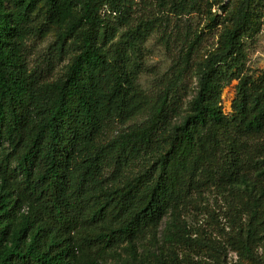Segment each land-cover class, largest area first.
Here are the masks:
<instances>
[{"label": "trees", "instance_id": "1", "mask_svg": "<svg viewBox=\"0 0 264 264\" xmlns=\"http://www.w3.org/2000/svg\"><path fill=\"white\" fill-rule=\"evenodd\" d=\"M223 1L0 0V264H192L184 249L206 238H191L182 211L202 191L236 190L248 220L235 251L253 257L264 156L241 172L233 133L264 139V73L246 68L264 0ZM202 2L199 32L181 21ZM39 11L54 38L30 70ZM218 28L198 56L202 34ZM160 29L170 75L149 93L138 84L142 46ZM232 81L228 118L220 94Z\"/></svg>", "mask_w": 264, "mask_h": 264}, {"label": "rangeland", "instance_id": "2", "mask_svg": "<svg viewBox=\"0 0 264 264\" xmlns=\"http://www.w3.org/2000/svg\"><path fill=\"white\" fill-rule=\"evenodd\" d=\"M220 1V0H219ZM236 0L229 3L223 1L221 5L228 4L230 9ZM204 7L202 2L200 9ZM213 8H217L216 6ZM205 9L201 13H194L190 17L182 19L181 23L190 24L191 28L201 32L205 25ZM216 9H212L215 12ZM262 26L258 35L248 45L246 68L249 77L256 79L264 73V10L262 12ZM218 15H221L220 13ZM170 23L167 33H171L172 40L179 34V19L172 14L169 15ZM41 24L42 30L37 36L26 44V62L30 70L40 68V58L44 56L46 48L54 38L53 27L47 23L43 11L36 14L35 27ZM160 32H153L143 42V56L140 60V74L138 76L139 86L146 92H154L160 89L162 81L167 80L170 75L171 56L165 50L164 44L160 41ZM219 28L205 31L202 40L198 45V56L214 48L218 39ZM172 44V48H176ZM175 51V49H173ZM41 56V57H40ZM40 65V66H39ZM62 64H59L55 72H59ZM55 72L52 74L55 75ZM237 81H232L223 88L220 94V107L223 114L231 118L233 115L232 102L236 93ZM127 126V125H126ZM118 128L117 132L123 131ZM237 147L235 155L238 159L240 171L248 173L253 169V163L259 156H264V139L260 137H248L233 133ZM221 153L227 155V148L220 145ZM226 148V149H224ZM230 155V154H229ZM228 155V158L231 156ZM234 162V161H233ZM231 162V163H233ZM225 168L224 170H226ZM242 196V197H241ZM243 192L236 190L225 192L222 196L211 191H202L201 197H196V203L187 206L182 211L183 226L192 233V239H199L205 235V242L198 248L190 247L184 251L190 255L189 262L192 264H264V234L252 245V258H245L235 251L234 238L239 235V227H244L248 220L246 213L242 211L240 203L243 200ZM162 228L159 231L161 234ZM195 250L197 252H195Z\"/></svg>", "mask_w": 264, "mask_h": 264}]
</instances>
